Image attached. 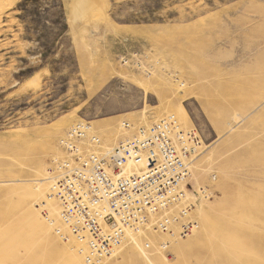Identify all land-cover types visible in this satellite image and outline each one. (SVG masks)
Returning a JSON list of instances; mask_svg holds the SVG:
<instances>
[{
  "label": "rangeland",
  "instance_id": "rangeland-1",
  "mask_svg": "<svg viewBox=\"0 0 264 264\" xmlns=\"http://www.w3.org/2000/svg\"><path fill=\"white\" fill-rule=\"evenodd\" d=\"M73 1L0 0V204L21 202L0 234L30 211L46 226L29 243L3 246L0 264H23L48 240L62 251L50 264L79 256L76 241L48 224L54 217L42 204L52 182L41 180L57 174L66 157L60 140L75 123L89 122L102 145L114 147L169 115L199 136L190 183L202 207L188 215L198 227L184 237L178 225L174 237L139 233L143 251L125 243L103 264H122L129 253L139 263L150 264L147 255L177 264L181 245L204 241L210 215L235 222L238 194L264 193V152L254 151L257 144L264 150V0H84L71 22ZM60 9L67 29L57 37L49 22ZM209 253L193 250L187 258L204 261Z\"/></svg>",
  "mask_w": 264,
  "mask_h": 264
},
{
  "label": "built area",
  "instance_id": "built-area-1",
  "mask_svg": "<svg viewBox=\"0 0 264 264\" xmlns=\"http://www.w3.org/2000/svg\"><path fill=\"white\" fill-rule=\"evenodd\" d=\"M60 144L66 157L56 163L49 197L58 203L61 227L53 228L63 240L66 231L76 241L85 264L105 262L128 232L170 235L178 225V236L184 237L196 227L188 214L199 197L190 183L198 136L194 129H180L173 115L135 128L114 147L103 146L89 122H77Z\"/></svg>",
  "mask_w": 264,
  "mask_h": 264
},
{
  "label": "bare ground",
  "instance_id": "bare-ground-1",
  "mask_svg": "<svg viewBox=\"0 0 264 264\" xmlns=\"http://www.w3.org/2000/svg\"><path fill=\"white\" fill-rule=\"evenodd\" d=\"M83 2L84 0H74L73 1L72 11H71V22L73 21L76 22L74 19L79 13V11L81 10V5L84 4ZM182 112L183 113L180 115V120L183 123H185L187 120L186 113L184 112V110ZM104 146H107V145H104ZM261 150L264 152L260 144L255 145L254 147L255 154L261 153ZM235 160L231 161L232 165L233 163H236V161L237 162L239 161V160H236V161ZM228 164L225 163L223 166L229 167ZM134 168H135V171H138L139 166L136 165L134 166ZM48 173L50 174H48V176H45L44 178L42 177L41 180L42 181L46 180V182L49 181V183L53 182L56 178V175L52 176L53 174L52 172H48ZM191 177L193 178V175ZM200 190H201L200 191L201 193L205 192L203 189H200ZM195 191H197V189ZM198 198L200 199V197ZM196 205L197 204L195 203L192 210L190 211V214L193 213L194 211L196 212L199 211V209L202 207V205L200 204L199 206L197 205V207ZM20 206H21L20 201H12V200L3 201L0 204V223L4 221L5 219H8V217H10L15 212V210L19 209ZM222 206L223 207H220V211H223L224 209V205ZM234 206L235 207L231 210L230 215L232 218H234L235 222H232V221L230 222V220H224L223 218L215 214L210 215L205 222V232H204L205 237L202 236L203 238H205L204 241L199 240V239H202L199 236L200 238L199 237L198 239L195 238L194 241H190L186 244L181 245L179 247V251L183 256L177 264H264V231H259V229L256 228V227H260V228L264 227V193L263 192L251 193V192H247L243 190L238 194V197L235 201ZM42 207L48 209V212L52 214L54 217V219L49 220L48 224L51 225L52 227H54L53 226L54 224H57L59 227H61L59 225V219H58V203L55 202L53 198L49 197V193L46 195L45 200L43 201ZM22 215L19 216V218L16 221L14 220L12 224L8 225V227L4 230L5 232L3 234L2 233L0 234V261H2L5 255L7 254L6 253L5 255H2L1 249L3 248V246L7 245V246L17 247L18 245L29 243L30 241L34 240L35 234H37L38 232H42V231L44 232L46 230L45 224L43 222H40L37 219L38 217L35 218V211H30V212H27L26 214L24 213L23 216ZM196 223H197L196 225V228H197L199 223L197 221ZM147 232L148 231H143L142 235L144 236V234H146ZM149 233L153 234L152 235L153 237H155L154 235H157V236L158 234L160 235L159 232L152 231V229L149 230ZM65 234L67 235V240H68L70 235H68L66 231H65ZM166 234H169V233H166ZM172 234H173V231H172ZM172 234L170 233V235ZM135 235L139 236L138 234H132L131 232H128L126 235L127 237L125 239L124 244L132 243L133 245L138 246L139 249L141 248L143 251V248H142L143 244L141 246V242L139 241V239L141 238H138ZM209 235H211V238L207 240L206 238ZM46 237L48 238V236ZM200 241H202V243ZM48 242L46 243L45 241L41 243L40 247L36 248L30 255H28L26 260L24 257V259H22V261L25 260L23 264H38V263L39 264H50L51 261L55 260L59 256V254H61L60 252L62 251L59 248L55 247L54 243L52 245L51 243H48ZM155 244L157 245V243ZM12 249L13 248H10V250ZM78 249H80L79 246H78ZM203 249L208 250V252L210 251L209 256L206 260L203 261V258H202V261L197 260L195 263H191L188 260L187 255L190 254L193 250H203ZM44 250L45 252H43ZM78 252L80 253V251ZM115 254L116 252L112 254L110 257H108L107 259H110ZM130 254L131 256H128L126 260L122 262V264H132V262H135L137 264H144L143 261L139 263L136 260L137 259L136 256L132 255V253H129V255ZM146 256L144 257L147 261L150 262V264H153V262L156 261V259L152 261ZM13 259L14 261H19L21 260V257L13 256ZM82 261L84 262L81 253L79 254V256H77L75 253H71V254L66 253L63 264H83ZM157 261L156 263H159ZM159 264H162V263H159Z\"/></svg>",
  "mask_w": 264,
  "mask_h": 264
},
{
  "label": "trees",
  "instance_id": "trees-1",
  "mask_svg": "<svg viewBox=\"0 0 264 264\" xmlns=\"http://www.w3.org/2000/svg\"><path fill=\"white\" fill-rule=\"evenodd\" d=\"M26 2V0H25ZM59 8H62L61 4L57 5ZM53 25V30L56 31V36L60 37L66 31L65 17L63 14V10H59V16L53 21L49 22ZM47 43L43 44V47L46 48ZM49 54V51H45L43 57H46Z\"/></svg>",
  "mask_w": 264,
  "mask_h": 264
}]
</instances>
